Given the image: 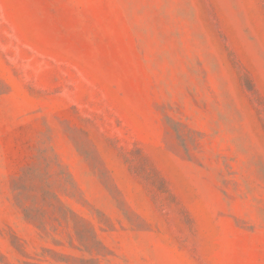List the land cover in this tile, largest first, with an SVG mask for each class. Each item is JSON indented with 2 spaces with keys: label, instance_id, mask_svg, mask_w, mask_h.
Here are the masks:
<instances>
[{
  "label": "rangeland",
  "instance_id": "rangeland-1",
  "mask_svg": "<svg viewBox=\"0 0 264 264\" xmlns=\"http://www.w3.org/2000/svg\"><path fill=\"white\" fill-rule=\"evenodd\" d=\"M0 264H264V0H0Z\"/></svg>",
  "mask_w": 264,
  "mask_h": 264
}]
</instances>
